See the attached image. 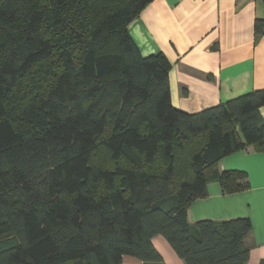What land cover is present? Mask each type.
I'll return each instance as SVG.
<instances>
[{"label":"trees","instance_id":"16d2710c","mask_svg":"<svg viewBox=\"0 0 264 264\" xmlns=\"http://www.w3.org/2000/svg\"><path fill=\"white\" fill-rule=\"evenodd\" d=\"M152 0H0V264H244L248 219L191 225L213 170L264 152V90L199 113L171 102V64L127 26ZM258 21L255 32H263Z\"/></svg>","mask_w":264,"mask_h":264},{"label":"crops","instance_id":"0c3cea01","mask_svg":"<svg viewBox=\"0 0 264 264\" xmlns=\"http://www.w3.org/2000/svg\"><path fill=\"white\" fill-rule=\"evenodd\" d=\"M264 0H152L127 26L144 57L162 53L171 64L172 104L188 114L264 90ZM264 120V106L259 109ZM217 172L245 173L248 187L225 193L217 181L206 185V196L191 202L187 221L215 223L248 219L244 264H264V152L230 153L213 167ZM152 244L163 264H184L162 236ZM120 264H144L123 256Z\"/></svg>","mask_w":264,"mask_h":264}]
</instances>
